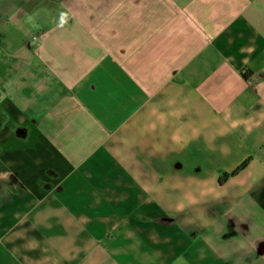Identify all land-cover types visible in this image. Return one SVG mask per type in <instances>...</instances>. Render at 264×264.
<instances>
[{"label": "crops", "instance_id": "0c3cea01", "mask_svg": "<svg viewBox=\"0 0 264 264\" xmlns=\"http://www.w3.org/2000/svg\"><path fill=\"white\" fill-rule=\"evenodd\" d=\"M47 3L0 16V264H264V0Z\"/></svg>", "mask_w": 264, "mask_h": 264}, {"label": "rangeland", "instance_id": "374dc122", "mask_svg": "<svg viewBox=\"0 0 264 264\" xmlns=\"http://www.w3.org/2000/svg\"><path fill=\"white\" fill-rule=\"evenodd\" d=\"M51 6L52 5L47 3V0H0V16L3 17L2 21H5L8 16H12L13 14L18 15L20 13L23 18H28L32 15V24L28 27V35L31 36L33 31L39 27L36 22L33 24V21L35 20L34 16L37 13H39L40 16V14L51 10ZM54 6L57 8V5ZM56 8H54V10H56Z\"/></svg>", "mask_w": 264, "mask_h": 264}, {"label": "trees", "instance_id": "16d2710c", "mask_svg": "<svg viewBox=\"0 0 264 264\" xmlns=\"http://www.w3.org/2000/svg\"><path fill=\"white\" fill-rule=\"evenodd\" d=\"M246 163H247V161H245L243 164H241L237 170H239V169H241L242 167H244V166L246 165ZM224 179H225V177H222V178H221V181L224 180Z\"/></svg>", "mask_w": 264, "mask_h": 264}, {"label": "built area", "instance_id": "2783aa9c", "mask_svg": "<svg viewBox=\"0 0 264 264\" xmlns=\"http://www.w3.org/2000/svg\"><path fill=\"white\" fill-rule=\"evenodd\" d=\"M37 38H38L37 36H34V37H33V40H36Z\"/></svg>", "mask_w": 264, "mask_h": 264}]
</instances>
